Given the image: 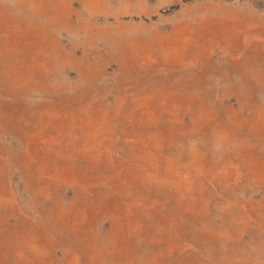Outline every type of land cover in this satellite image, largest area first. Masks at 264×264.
I'll return each mask as SVG.
<instances>
[{
  "label": "rangeland",
  "instance_id": "obj_1",
  "mask_svg": "<svg viewBox=\"0 0 264 264\" xmlns=\"http://www.w3.org/2000/svg\"><path fill=\"white\" fill-rule=\"evenodd\" d=\"M0 264H264V0H0Z\"/></svg>",
  "mask_w": 264,
  "mask_h": 264
}]
</instances>
